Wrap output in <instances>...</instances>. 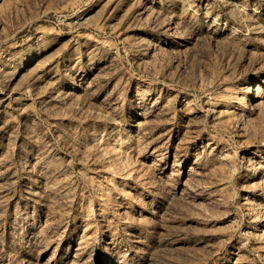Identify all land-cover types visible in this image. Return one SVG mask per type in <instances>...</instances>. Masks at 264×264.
Returning <instances> with one entry per match:
<instances>
[{
  "label": "rangeland",
  "instance_id": "1",
  "mask_svg": "<svg viewBox=\"0 0 264 264\" xmlns=\"http://www.w3.org/2000/svg\"><path fill=\"white\" fill-rule=\"evenodd\" d=\"M0 264H264V0H0Z\"/></svg>",
  "mask_w": 264,
  "mask_h": 264
}]
</instances>
